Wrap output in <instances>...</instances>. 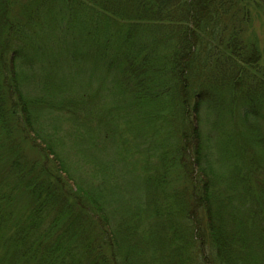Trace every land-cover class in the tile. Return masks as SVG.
<instances>
[{
    "label": "trees",
    "instance_id": "16d2710c",
    "mask_svg": "<svg viewBox=\"0 0 264 264\" xmlns=\"http://www.w3.org/2000/svg\"><path fill=\"white\" fill-rule=\"evenodd\" d=\"M263 14L0 0V264H264Z\"/></svg>",
    "mask_w": 264,
    "mask_h": 264
},
{
    "label": "rangeland",
    "instance_id": "374dc122",
    "mask_svg": "<svg viewBox=\"0 0 264 264\" xmlns=\"http://www.w3.org/2000/svg\"><path fill=\"white\" fill-rule=\"evenodd\" d=\"M252 25L254 26V29L257 32L261 44L260 46L263 49L264 48V14L262 16L254 17V24Z\"/></svg>",
    "mask_w": 264,
    "mask_h": 264
}]
</instances>
